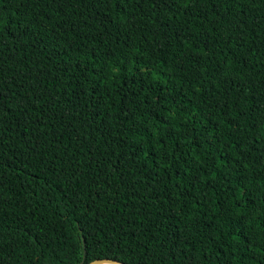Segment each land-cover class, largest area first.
<instances>
[{"label": "trees", "instance_id": "1", "mask_svg": "<svg viewBox=\"0 0 264 264\" xmlns=\"http://www.w3.org/2000/svg\"><path fill=\"white\" fill-rule=\"evenodd\" d=\"M97 258L264 264V0H0V264Z\"/></svg>", "mask_w": 264, "mask_h": 264}, {"label": "water", "instance_id": "2", "mask_svg": "<svg viewBox=\"0 0 264 264\" xmlns=\"http://www.w3.org/2000/svg\"><path fill=\"white\" fill-rule=\"evenodd\" d=\"M82 243H83V248H84V239H83V237H82ZM102 262H110L112 264H125L122 261L111 259V258H97V259L91 260V261H89V262H87L85 264H100ZM79 264H84L83 260L80 261Z\"/></svg>", "mask_w": 264, "mask_h": 264}, {"label": "bare ground", "instance_id": "3", "mask_svg": "<svg viewBox=\"0 0 264 264\" xmlns=\"http://www.w3.org/2000/svg\"><path fill=\"white\" fill-rule=\"evenodd\" d=\"M100 264H112V263H110V262H102Z\"/></svg>", "mask_w": 264, "mask_h": 264}]
</instances>
